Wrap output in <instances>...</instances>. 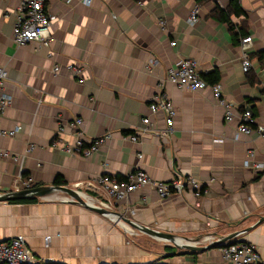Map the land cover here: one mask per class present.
I'll use <instances>...</instances> for the list:
<instances>
[{
  "label": "crops",
  "instance_id": "1",
  "mask_svg": "<svg viewBox=\"0 0 264 264\" xmlns=\"http://www.w3.org/2000/svg\"><path fill=\"white\" fill-rule=\"evenodd\" d=\"M230 1L92 0L83 6L75 0H49L46 9L54 20L49 46L43 48L37 42L23 47L13 43L20 0H0V68L6 70L11 102L0 129L21 128L13 138H0V152L18 157L16 162L0 157V194L10 193L19 175L31 178L33 188L53 186L58 177L86 203L106 208L100 202L105 201L103 194L96 192L99 176L122 181L141 170L157 182H170L175 174L192 177L200 183L199 198L187 190L183 197L160 200L144 187L112 211L154 231L202 238L201 245L239 233L234 241L254 246L264 264V221L257 224L264 216V169L243 167L248 160L264 167V139L237 135L238 120L225 122L209 88L188 92L169 84L163 92L177 111L172 137L159 135L164 129L161 114L151 117L157 133L141 135L137 130L150 116L149 100L157 85L185 58L197 63L208 86L221 85L238 114L247 107L253 126H264V0H238L245 17H230L251 38L247 74L241 71L239 37L212 17L216 6L225 10ZM195 6L199 22L190 27L187 19ZM163 20L166 26L160 28ZM151 59L157 65L147 73ZM74 65L82 69L83 84L68 70ZM74 119L81 120L79 140L85 145L111 134L89 158L52 146L58 125ZM131 136L138 142H130ZM61 139L69 147L77 140L69 129ZM30 145L35 148L27 152ZM59 197L35 204L0 203V242L23 236L31 264H222L221 249L175 255L179 251L168 247L172 251L156 262L142 257L139 249L123 243L114 227L129 235L136 230L64 202L63 194Z\"/></svg>",
  "mask_w": 264,
  "mask_h": 264
},
{
  "label": "built area",
  "instance_id": "2",
  "mask_svg": "<svg viewBox=\"0 0 264 264\" xmlns=\"http://www.w3.org/2000/svg\"><path fill=\"white\" fill-rule=\"evenodd\" d=\"M72 1V0H69ZM83 6H90L92 0H75ZM49 0H20L18 9L14 16L12 29L13 43L17 47H23L29 43L37 42L43 48H47L50 42L49 29L54 20L46 9ZM199 22V8L194 7L187 19V24L192 27ZM160 28L166 26V21L158 23ZM251 38L249 36L239 40V46L242 51L241 56V71L247 74L251 68L246 51ZM171 47L175 43H170ZM50 56V55H49ZM157 65L154 59L149 60L146 66V72L152 73L153 68ZM58 67H54L53 72L58 71ZM68 70L74 77H79V84H83L81 78L82 69L79 66H68ZM203 74L198 70L197 63L189 58L179 59L172 67L167 70L166 77L157 85V92L150 98L148 109L150 116L141 120L142 128L137 129L141 135L157 133L154 125L151 122V117L161 114L164 122V129L159 132V135L165 138H171L174 134V120L177 115L176 109L173 107L169 98L163 92L164 86L169 84L179 90L188 92H197L209 88L213 100L218 106L223 109L224 120L230 124L234 120H238L236 128L237 135L256 136L259 139H264V126H253V117L249 108H244L242 112L237 113L235 106L228 102L222 93L220 84L208 86L203 79ZM7 78L6 70L0 68V118L4 111L10 106V98L5 91V81ZM72 130L76 137V142L72 147L63 144L61 136L67 130ZM21 131L18 126L10 131L0 129V138H13ZM83 135L81 130V120L74 119L67 123H60L57 127V136L53 142V148L61 146V151L73 157L89 158L98 153L100 148L111 138L110 133H106L98 138L93 139L87 145L83 144L79 138ZM130 142L137 143L138 138L131 136L128 138ZM221 141V140H217ZM35 146L30 145L27 152H32ZM2 159L10 158L14 162L18 157L10 154L7 151L0 152ZM252 157V153H249ZM137 159L141 160L142 155H137ZM243 167L254 171L264 169L262 164L254 163L250 160L243 163ZM212 180H210L211 182ZM96 192H101L104 196L105 209L112 211L113 208L127 200V198L141 190L144 187L152 189L160 200H166L170 197H183L188 190L189 195L194 198L201 196L200 183L192 177H182L175 174L170 182H157L149 178L141 170H135L130 173L124 180L118 181L107 175L99 176L95 179ZM33 188V180L18 176L11 192H19ZM130 216L135 215V210L130 211ZM49 240V238H47ZM222 264H263L256 252L254 246L248 243H236L227 247L221 248ZM32 255L26 246L23 236L17 235L14 238L0 242V264H31Z\"/></svg>",
  "mask_w": 264,
  "mask_h": 264
},
{
  "label": "water",
  "instance_id": "3",
  "mask_svg": "<svg viewBox=\"0 0 264 264\" xmlns=\"http://www.w3.org/2000/svg\"><path fill=\"white\" fill-rule=\"evenodd\" d=\"M57 193H60L66 196V198L62 201L68 202L74 205H79L82 208L90 212H93L99 216H102L106 219L111 220L116 225H120V223H123L128 229L133 228L134 230H136L137 232L141 234L150 236L154 239L166 241L165 243H167V247L179 251V253L175 255L202 254L212 249H221L223 247H227L229 245H233L236 243H243V242L234 241V239L239 235V233L233 234L228 237L219 238L208 244L201 245L200 243H201L202 238H195V239L189 240L186 238H179L170 233L154 231L149 228L139 226L135 224L134 222H132L130 219L125 218L116 212L109 211L103 207L90 205L79 197L80 192L76 190H72L70 188H66V187L44 186V187H39V188H31L29 190H24V191H19V192H14V193L10 192V193H5V194H0V203H7L10 201H18V200H24V199L47 200L49 199V197ZM263 221H264V216L259 218V220L257 221V224ZM137 232L133 231V232H130V234H134ZM208 236L211 237V235H208ZM208 236H205V237H208ZM177 240H183L185 243H195L196 246L177 244L176 243Z\"/></svg>",
  "mask_w": 264,
  "mask_h": 264
},
{
  "label": "rangeland",
  "instance_id": "4",
  "mask_svg": "<svg viewBox=\"0 0 264 264\" xmlns=\"http://www.w3.org/2000/svg\"><path fill=\"white\" fill-rule=\"evenodd\" d=\"M93 198L100 201V199L96 197ZM100 202L105 203L104 201H100ZM114 228H115V233L121 236L123 243L129 245L131 248L139 249L142 257L150 258L151 260L154 259V261L156 262L158 260H161L165 253L169 252V249H167L168 248L167 243H165L166 241L164 240L154 239L144 234H138V235L123 234L120 227L117 229L116 227Z\"/></svg>",
  "mask_w": 264,
  "mask_h": 264
},
{
  "label": "trees",
  "instance_id": "5",
  "mask_svg": "<svg viewBox=\"0 0 264 264\" xmlns=\"http://www.w3.org/2000/svg\"><path fill=\"white\" fill-rule=\"evenodd\" d=\"M204 0H195V2L201 3ZM235 18H241L245 17L243 11L240 8V5L238 3V0H231L229 3V7L225 10H221L218 6L215 7L212 17L217 20L218 22L225 23L228 25L230 32L236 33L238 40L241 38L247 37V33L245 32L243 27L237 28L236 26L232 25L230 21V17ZM237 31V32H235ZM234 35V36H235ZM203 79H205V76L203 75ZM54 187H65L66 183L61 178H56L54 182L52 183ZM38 199H24V200H18V201H10L9 204L16 205V204H35L37 203ZM172 251V250H169Z\"/></svg>",
  "mask_w": 264,
  "mask_h": 264
},
{
  "label": "bare ground",
  "instance_id": "6",
  "mask_svg": "<svg viewBox=\"0 0 264 264\" xmlns=\"http://www.w3.org/2000/svg\"><path fill=\"white\" fill-rule=\"evenodd\" d=\"M59 193L58 194H55V195H52L51 197H49V199H57L59 200ZM88 204H90L89 202H87ZM91 205V204H90ZM123 224V223H122ZM177 244H185V245H190L189 243H185L183 241H178L176 242Z\"/></svg>",
  "mask_w": 264,
  "mask_h": 264
}]
</instances>
